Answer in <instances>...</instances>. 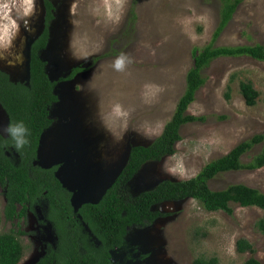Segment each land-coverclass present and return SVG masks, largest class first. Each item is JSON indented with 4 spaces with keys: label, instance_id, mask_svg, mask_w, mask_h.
Wrapping results in <instances>:
<instances>
[{
    "label": "rangeland",
    "instance_id": "obj_1",
    "mask_svg": "<svg viewBox=\"0 0 264 264\" xmlns=\"http://www.w3.org/2000/svg\"><path fill=\"white\" fill-rule=\"evenodd\" d=\"M53 19L40 56L57 96L51 125L40 138L36 163L58 164L56 176L72 192V205L96 201L125 163L131 146L146 145L171 117L192 65V50L205 46L218 21V0H50ZM132 9L130 12L129 10ZM41 0H0V69L26 82L29 42L42 26ZM264 45V0H241L215 45ZM118 58L123 66L114 67ZM74 67H81L67 78ZM203 85L187 108L201 120L180 127L172 155L145 163L130 183L137 193L160 179L185 180L207 162L255 134H264V62L247 56L219 57L206 66ZM250 81L258 95L247 106L238 90ZM228 87V88H227ZM228 92V98L225 93ZM7 117L0 107V134ZM254 145L242 161L259 152ZM15 154L14 152H12ZM242 183L264 193V166L217 175L213 190ZM1 202L3 199L1 197ZM166 215L133 227L121 264H191L197 256L218 264H264V237L255 221L264 212L230 203L231 214L207 211L193 199L159 205ZM45 202L23 220L2 221L0 232L22 230L24 254L18 264L39 258L54 240L41 222ZM245 239L252 252H238Z\"/></svg>",
    "mask_w": 264,
    "mask_h": 264
},
{
    "label": "trees",
    "instance_id": "obj_2",
    "mask_svg": "<svg viewBox=\"0 0 264 264\" xmlns=\"http://www.w3.org/2000/svg\"><path fill=\"white\" fill-rule=\"evenodd\" d=\"M218 1V21L211 39L205 46L192 50L193 61L185 74L184 90L160 134L146 145L131 146L124 165L101 196L74 209L72 192L56 176L59 165L43 167L36 163L40 137L52 123L49 108L57 100L55 82L49 79L40 56L48 42L53 6L50 0H41L42 26L28 44L27 81H13L0 69V107L6 114L7 127L23 122L28 130V144L19 150L15 149L8 133L5 136L0 134V225L2 221L23 220L27 211L44 201L42 222L48 223L54 234L53 242L47 243L43 255L31 264H121L112 260V252L127 247L130 228L149 226L166 215L159 207L164 202L193 199L207 211L227 214L232 212L230 203H235L241 207H257L264 212V193L255 188L242 183L229 184L220 190L209 187V182L219 174L263 167L264 134H255L236 144L224 155L204 164L188 179H160L137 193L130 189L132 179L145 163L160 161L174 153L182 125L202 119L189 114L187 108L205 81L203 69L212 60L247 56L264 62L262 44H214L241 0ZM81 69L74 67L67 78ZM238 90L247 106L255 104L258 93L250 81H240ZM228 96V92L225 93V97ZM257 144H261L260 151L248 161H242V157ZM254 225L264 237V214ZM24 233L18 229L0 232V264L19 262L24 254L19 236ZM235 244L238 252H252L250 243L243 238ZM191 264H218V259L197 256ZM243 264L261 263L250 257Z\"/></svg>",
    "mask_w": 264,
    "mask_h": 264
},
{
    "label": "clouds",
    "instance_id": "obj_3",
    "mask_svg": "<svg viewBox=\"0 0 264 264\" xmlns=\"http://www.w3.org/2000/svg\"><path fill=\"white\" fill-rule=\"evenodd\" d=\"M122 66L123 58H118L114 63V67L119 69ZM5 131L10 135V137L14 141L15 149L19 150L28 144V140L26 138L28 130L23 122H18L15 125H10L5 129Z\"/></svg>",
    "mask_w": 264,
    "mask_h": 264
},
{
    "label": "flooded vegetation",
    "instance_id": "obj_4",
    "mask_svg": "<svg viewBox=\"0 0 264 264\" xmlns=\"http://www.w3.org/2000/svg\"><path fill=\"white\" fill-rule=\"evenodd\" d=\"M2 199H3V198H2ZM3 202H4V201H3ZM3 202H2V203H3ZM42 219H43V218H42ZM41 222H42V220H41ZM127 240H128V239H127ZM52 242H53V241H52ZM47 243H51V242H47ZM47 243H46V244H47ZM46 244H45V248H46ZM127 246H128V245H127ZM126 248H127V247H126ZM126 248H125V249H126ZM125 249H124V250H125ZM124 250H121V251H124ZM44 251H45V250H44ZM121 251H120V252H121ZM118 252H119V251H118ZM43 253H44V252H43ZM42 255H43V254H42ZM42 255H41V256H42ZM37 259H38V258H37ZM37 259H36V260H37ZM36 260H35V261H36ZM32 263H33V262H32ZM17 264H18V263H17ZM30 264H31V263H30Z\"/></svg>",
    "mask_w": 264,
    "mask_h": 264
},
{
    "label": "water",
    "instance_id": "obj_5",
    "mask_svg": "<svg viewBox=\"0 0 264 264\" xmlns=\"http://www.w3.org/2000/svg\"><path fill=\"white\" fill-rule=\"evenodd\" d=\"M27 59H28V52H27ZM28 67V66H27ZM2 70V69H1ZM46 71V70H45ZM5 72V71H4ZM27 74H28V70H27ZM42 136V135H41ZM41 138V137H40Z\"/></svg>",
    "mask_w": 264,
    "mask_h": 264
}]
</instances>
